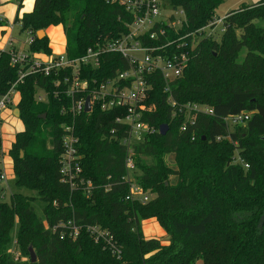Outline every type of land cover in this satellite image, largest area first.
I'll return each mask as SVG.
<instances>
[{"label": "trees", "instance_id": "obj_1", "mask_svg": "<svg viewBox=\"0 0 264 264\" xmlns=\"http://www.w3.org/2000/svg\"><path fill=\"white\" fill-rule=\"evenodd\" d=\"M164 1L184 12L186 33L213 22L223 0ZM129 20L124 8L106 0H34L32 11L14 22L20 23V32L33 35L28 51L43 55L51 54L49 39L38 38L37 32L62 26L66 53L76 58L96 41L119 37ZM258 20H264V0L227 13L224 32L218 39H198L182 76L172 85L178 104L206 105L212 116L199 115L182 131V118L170 117L163 82L159 77L152 81L146 103L154 110L143 120L158 130L167 125L168 131L132 146L140 172L134 180L153 196L146 203L125 201V148L121 131L111 133L119 129L113 124L116 109L102 112L96 107L88 119L84 114L74 119L80 177L91 183L89 194L61 182L62 125L72 121L62 109L70 102L54 95V76L25 77L16 88L23 130L16 133L8 155L15 185L37 193L42 218L31 196L15 193L9 203H0V264H264V26L255 25ZM104 59L107 62L93 72L96 76L122 69L119 56ZM17 77L10 53L2 52L0 97ZM39 89L46 94L45 102L36 100ZM245 113L250 115L244 124L227 127L225 118ZM44 114L45 119H39ZM235 150L247 168L234 163ZM169 156L175 168L166 163ZM72 219L82 226L79 235L61 239V229L55 227ZM148 219L157 221L168 244L143 236L141 223ZM15 225L19 257L28 256V261L15 260L8 252ZM93 225L114 237L120 259L86 231Z\"/></svg>", "mask_w": 264, "mask_h": 264}, {"label": "built area", "instance_id": "obj_2", "mask_svg": "<svg viewBox=\"0 0 264 264\" xmlns=\"http://www.w3.org/2000/svg\"><path fill=\"white\" fill-rule=\"evenodd\" d=\"M107 3L118 5L129 13L130 20L125 24V31L113 40L96 41L88 47L85 53L76 58L66 54L47 59L39 58L40 54L17 51L12 47L13 40L8 38L7 47L0 49L10 53V64L18 69V77L9 91L0 97V130L5 119L3 113H11V107L17 92V86L29 75L54 76V95H62L70 105L63 108L62 113L71 116V123L62 125L59 175L61 182L71 190L82 187L89 194L90 182H86L80 173L81 156L78 152L79 139L75 134L74 119L84 114L88 119L97 107L102 112L117 110L119 113L113 120L111 133L121 131L120 143L125 148L124 171L122 180L128 185L129 192L125 201L146 203L153 196L144 192L135 182L138 171L134 161L132 146L143 142L144 138L159 132L154 126L143 120L145 114L151 113L154 106L148 105L152 81L159 77L163 82V93L167 95L166 102L170 106L171 118H182L180 129L195 123L199 115L212 116L209 107L198 103L178 104L171 95L173 83L179 79L189 61V56L198 39L215 37L214 31L220 26L219 34L224 32V18L215 19L197 32L183 33L186 24L184 12L169 7L164 0H106ZM0 24L5 19L0 13ZM30 35L28 44L32 42ZM196 35V37H195ZM191 39L188 43L187 40ZM42 55V54H41ZM119 56L122 69L117 68L112 75L96 76L106 60L105 56ZM104 59V60H103ZM107 62V61H106ZM15 95V96H14ZM89 101V111L85 112L86 99ZM36 100L46 101L43 90L37 91ZM12 114V113H11ZM250 113L229 116L224 119L226 125H242L249 119ZM218 141L221 137L216 138ZM235 164L248 166L236 157ZM4 168V167H3ZM0 166V183L6 179L4 169ZM60 228V238L74 240L79 235L82 226L76 221L59 222L55 229ZM54 229V228H53ZM96 243L117 259L121 257V248L109 231L97 225L85 227Z\"/></svg>", "mask_w": 264, "mask_h": 264}, {"label": "rangeland", "instance_id": "obj_3", "mask_svg": "<svg viewBox=\"0 0 264 264\" xmlns=\"http://www.w3.org/2000/svg\"><path fill=\"white\" fill-rule=\"evenodd\" d=\"M19 1L20 0H0V10H4L3 13L6 19V22L3 26H0V46H4L6 48V43L7 39L10 36L13 37V41L17 40L16 43H21L20 47H22L24 50L27 49L26 45L24 42L28 41L30 39V35H27L25 32H20V23L14 22L15 18H21V15L23 13L30 12L33 8L34 1L33 0H23L22 1V6L19 9ZM259 0H223L222 3L218 6V8L214 11V16L215 19L219 18H224L227 13L237 10L243 6H250L254 5L257 3ZM243 5V6H242ZM29 6L31 8H29ZM18 10V11H17ZM255 25L263 27L264 26V20H258L255 21ZM220 26H217L215 29V37L216 39L219 38L220 32H219ZM45 33V30H42ZM186 33L193 32L186 30ZM46 34L48 36L49 42H50V47H51V52L53 56H59V55H64L66 54V44H65V36H64V30L62 26H51L50 28L46 29ZM46 36V35H45ZM196 37V35H195ZM24 43V44H23ZM245 55V49H243L240 52L239 55V61L243 59ZM39 58L42 60H45L48 58L46 55H39ZM17 95V93L15 94ZM14 95V96H15ZM18 104V103H17ZM15 105V109H18ZM14 108V106H12ZM11 108V109H12ZM5 119L3 120L1 124V130H0V135H1V146H0V166L1 168L4 167L5 170V175L6 179L3 180L0 183V203H9L11 195L15 193H19L22 195L26 196H31L33 197L36 201L33 202L34 209L36 211V214L41 217L42 216V203L37 200L38 195L36 192L28 190L24 187H17L15 185V177L13 173L11 172V165L10 161L12 162L11 158L8 155V150L13 142L16 133L21 132L23 128V124L21 121L14 119L10 115H6L3 113ZM17 115H14L16 117ZM229 129H233V125L229 124L227 126ZM238 150H235L234 156H237ZM166 163L174 167V161L173 157L169 156L166 159ZM173 168V169H174ZM139 171L136 172V175H139ZM172 183L175 182L174 178H171L170 180ZM42 218V217H41ZM149 224L146 223H141V227L143 228L142 233H145V230H147ZM17 230V225H15L14 229L11 232V245L10 248H8V252L14 257L15 260H20V261H28L29 257H19L20 253L17 250L16 244H15V234ZM163 234L165 235L166 233L162 230ZM149 238H155L161 241L163 244L162 240L159 237V235L153 234ZM166 244V243H164ZM196 264H201V262H198Z\"/></svg>", "mask_w": 264, "mask_h": 264}, {"label": "crops", "instance_id": "obj_4", "mask_svg": "<svg viewBox=\"0 0 264 264\" xmlns=\"http://www.w3.org/2000/svg\"><path fill=\"white\" fill-rule=\"evenodd\" d=\"M23 1V0H22ZM34 1V0H33ZM21 6H22V2H21ZM21 8V7H20ZM29 8H31L30 6H29ZM33 9V8H32ZM3 12H4V10H2ZM1 10H0V13H1V15L4 17V19H5V16H4V14L5 13H3ZM18 11V10H17ZM32 11V10H31ZM30 11V12H31ZM28 13V12H27ZM24 14V13H23ZM22 14V15H23ZM21 15V16H22ZM18 17V16H17ZM5 22H6V19H5ZM50 28V27H49ZM48 29V28H47ZM44 32V31H43ZM27 34V33H26ZM28 35V34H27ZM47 36V34H46V30H45V33H44V36ZM43 36V37H44ZM65 36V35H64ZM48 37V36H47ZM8 38H12V40H13V37L12 36H10V34H9V37ZM7 41H8V39H7ZM17 42V40H15V41H13V43H12V47L14 48V49H16L17 51H23V52H28V48H29V44H28V41H26V42H24L25 43V45H26V47H27V49L26 50H24L22 47H20V44L21 43H16ZM23 43V44H24ZM65 44H66V40H65ZM6 46H7V43H6ZM49 46H50V42H49ZM51 48V47H50ZM0 49H5L4 48V46H0ZM52 53V52H51ZM41 55V54H40ZM43 55V54H42ZM19 99H20V96H19V94H17L16 96H15V99H14V102H13V104H12V106H14V108H12V109H10L11 110V113H9V112H5V114L8 116V115H10V116H12L14 119H16V120H19V118H16V117H14V115H13V112H14V109H15V105H17V103L19 102ZM4 116V115H3ZM5 118V117H4ZM20 121V120H19ZM23 126V125H22ZM22 130H23V128H22ZM14 140H15V138H14ZM14 140H13V142H14ZM12 142V143H13ZM11 143V144H12ZM11 146V145H10ZM10 148V147H9ZM10 165H11V172L13 173V166H12V162L10 161ZM3 168V167H2ZM4 169V168H3ZM6 172H5V170H4V174H5ZM13 175H14V173H13ZM142 223H146V224H149L148 225V228H147V230H145V233L143 234V236L146 238V239H149V237L152 235L151 233H153V234H156V235H159V237L161 238V239H164V241L162 240V242H163V244L164 243H166V244H168V241H169V237L165 234H163V232H162V228L159 226V224L157 223V221L155 220V219H148V220H145V221H143ZM141 229L143 230V228L141 227Z\"/></svg>", "mask_w": 264, "mask_h": 264}, {"label": "water", "instance_id": "obj_5", "mask_svg": "<svg viewBox=\"0 0 264 264\" xmlns=\"http://www.w3.org/2000/svg\"><path fill=\"white\" fill-rule=\"evenodd\" d=\"M44 36V32L41 30V31H38L37 32V37L38 38H42ZM89 111V101H88V98L86 99V104H85V112ZM13 115H17L16 118H19V109H14V112H13ZM39 119H45V114L40 116ZM168 131V126L167 125H161L159 127V134L164 136ZM205 139V138H203ZM29 253H30V260L32 263L36 262V256H35V253L34 251L32 250L31 247H29Z\"/></svg>", "mask_w": 264, "mask_h": 264}]
</instances>
